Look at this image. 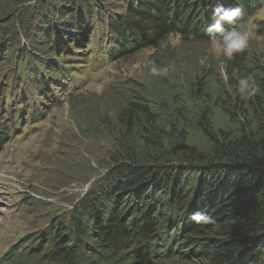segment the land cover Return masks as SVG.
<instances>
[{
	"label": "rangeland",
	"instance_id": "obj_1",
	"mask_svg": "<svg viewBox=\"0 0 264 264\" xmlns=\"http://www.w3.org/2000/svg\"><path fill=\"white\" fill-rule=\"evenodd\" d=\"M65 1L79 2L78 10L68 8ZM137 2L30 0L14 5L6 16L3 8L9 2L0 0V124L10 131L8 141L0 143V264L21 244L35 247L53 218L66 220L121 163L117 92L128 91L135 83L151 104L170 117L173 96L189 99L201 83H213V96L222 99L223 108L215 109L211 123L203 121L206 132L189 131L182 158L171 147L180 140L172 136L168 160L185 172L186 180L179 183L185 189L198 185L191 164L201 163L194 161L200 154L210 156L208 135L241 136L264 118L260 103L264 101V6L242 22L251 29L249 47L232 60L211 43L188 44L180 35L111 60L114 36L109 24ZM74 26L87 32L86 42L79 39L82 30L79 36L68 30ZM153 62L166 67L167 76H153ZM245 77L254 80L257 88L249 98L238 92V81ZM188 107L193 110L194 104L189 102ZM177 202L181 207L187 203V210L195 205L193 195ZM164 264L209 263L189 256Z\"/></svg>",
	"mask_w": 264,
	"mask_h": 264
},
{
	"label": "trees",
	"instance_id": "obj_2",
	"mask_svg": "<svg viewBox=\"0 0 264 264\" xmlns=\"http://www.w3.org/2000/svg\"><path fill=\"white\" fill-rule=\"evenodd\" d=\"M16 1L20 3L8 0L3 8L6 16L14 5L30 0ZM65 2L78 10L79 2ZM219 4L241 7V23L263 7L261 0H138L124 17L109 24L114 36L110 59L133 56L171 35H180L188 44L210 43L204 29ZM68 30L78 36L82 30L79 39L86 42L84 29ZM212 85L201 83L189 99L173 96L170 117L151 104L135 83L128 91L117 92L121 163L74 207L65 218L68 221L53 218L35 247L19 245L5 264H164L189 256L209 264H264V115L256 129L241 136L208 135L210 156L200 154L194 161L201 163L191 164L196 189L190 184L179 187L186 180L185 172L168 160L172 136L180 140L171 147L182 158L189 131L206 132L203 121L211 123L215 109L223 108ZM260 103L264 112V101ZM9 136L0 124V143ZM189 195L195 205L187 210L188 204L181 207L177 200ZM197 212L210 216L212 222L193 221Z\"/></svg>",
	"mask_w": 264,
	"mask_h": 264
},
{
	"label": "clouds",
	"instance_id": "obj_3",
	"mask_svg": "<svg viewBox=\"0 0 264 264\" xmlns=\"http://www.w3.org/2000/svg\"><path fill=\"white\" fill-rule=\"evenodd\" d=\"M263 2L264 6V1ZM212 21L204 29L209 37L214 50L223 54L228 60L234 59L245 52L249 47L251 29L241 23L244 16L243 9L237 7H225L223 4L212 9ZM153 76L165 77L168 74L166 67H161L153 62L151 66ZM255 81L250 77L241 78L238 81V92L242 98H249L256 94ZM191 219L197 223H210L212 218L203 213H194Z\"/></svg>",
	"mask_w": 264,
	"mask_h": 264
}]
</instances>
